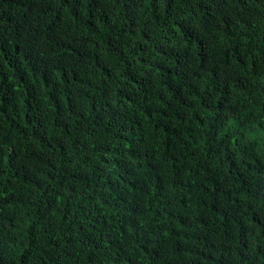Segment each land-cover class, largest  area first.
Instances as JSON below:
<instances>
[{
	"label": "trees",
	"instance_id": "16d2710c",
	"mask_svg": "<svg viewBox=\"0 0 264 264\" xmlns=\"http://www.w3.org/2000/svg\"><path fill=\"white\" fill-rule=\"evenodd\" d=\"M0 264H264V0H0Z\"/></svg>",
	"mask_w": 264,
	"mask_h": 264
}]
</instances>
